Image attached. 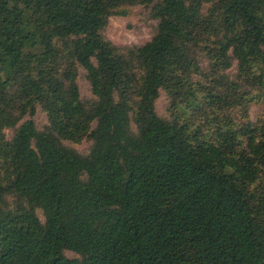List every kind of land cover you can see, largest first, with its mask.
Instances as JSON below:
<instances>
[{
  "label": "trees",
  "instance_id": "1",
  "mask_svg": "<svg viewBox=\"0 0 264 264\" xmlns=\"http://www.w3.org/2000/svg\"><path fill=\"white\" fill-rule=\"evenodd\" d=\"M137 7L153 37L107 40ZM252 103L264 0H0V264H264Z\"/></svg>",
  "mask_w": 264,
  "mask_h": 264
},
{
  "label": "rangeland",
  "instance_id": "2",
  "mask_svg": "<svg viewBox=\"0 0 264 264\" xmlns=\"http://www.w3.org/2000/svg\"><path fill=\"white\" fill-rule=\"evenodd\" d=\"M157 22L152 20L149 14V10L143 7H137L131 9L130 15L127 17H114L111 19L110 24L104 32V36L107 40L111 41L117 46H132L143 45L148 42L154 35ZM236 72V68L233 73ZM81 89V95L84 100L93 98L90 85L85 78L84 71H81V77L79 80ZM169 98L165 92L161 93L156 107L157 112L162 117H168ZM264 113V107L257 103L251 104V116L253 120L257 116ZM35 122L38 129L43 128L48 124L47 115L39 110L35 116ZM8 137H12L13 132H7ZM81 154H88L91 148L90 141H83L80 144H68ZM70 257H75L74 254L68 253Z\"/></svg>",
  "mask_w": 264,
  "mask_h": 264
}]
</instances>
